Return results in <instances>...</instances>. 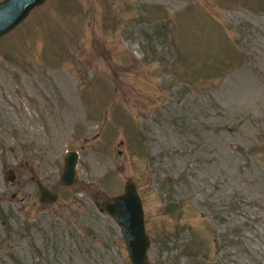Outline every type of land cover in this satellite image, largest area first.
Masks as SVG:
<instances>
[{"label": "rangeland", "instance_id": "1", "mask_svg": "<svg viewBox=\"0 0 264 264\" xmlns=\"http://www.w3.org/2000/svg\"><path fill=\"white\" fill-rule=\"evenodd\" d=\"M129 179L149 264H264V0H46L0 39V264H133L98 209Z\"/></svg>", "mask_w": 264, "mask_h": 264}, {"label": "water", "instance_id": "2", "mask_svg": "<svg viewBox=\"0 0 264 264\" xmlns=\"http://www.w3.org/2000/svg\"><path fill=\"white\" fill-rule=\"evenodd\" d=\"M45 2L46 0H1L0 39L23 23L34 8ZM78 160L77 151H68L64 156L61 183L66 187H72L78 179ZM8 179H14L12 171L8 172ZM37 186L41 204L53 203L59 199V194L48 188L39 178ZM98 209L110 215L120 227L132 263L149 264L151 241L145 227L143 201L134 179L126 182L123 193L101 202Z\"/></svg>", "mask_w": 264, "mask_h": 264}]
</instances>
